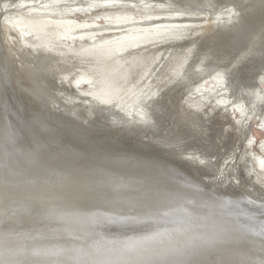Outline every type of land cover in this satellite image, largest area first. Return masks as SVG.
Here are the masks:
<instances>
[{
	"label": "bare ground",
	"instance_id": "6f19581e",
	"mask_svg": "<svg viewBox=\"0 0 264 264\" xmlns=\"http://www.w3.org/2000/svg\"><path fill=\"white\" fill-rule=\"evenodd\" d=\"M260 125L264 0H0V264H264Z\"/></svg>",
	"mask_w": 264,
	"mask_h": 264
},
{
	"label": "rangeland",
	"instance_id": "374dc122",
	"mask_svg": "<svg viewBox=\"0 0 264 264\" xmlns=\"http://www.w3.org/2000/svg\"><path fill=\"white\" fill-rule=\"evenodd\" d=\"M85 2H90L91 0H84ZM35 7V6H34ZM79 18H81V16L79 17ZM78 72H80V70L79 69H76L75 70V72H74V74L75 73H78ZM80 87H81V89L83 90L84 89V91H87V92H89V91H91V90H94L93 88H90V86L88 85V88H86L85 86H82V85H80ZM87 89V90H86ZM234 108H235V106H234ZM237 113H239L238 111H237ZM261 127H263V126H261L260 125V129H257V127L256 126H254V127H252V128H249V130H247L248 132H246V135H244V136H240L239 137V139H240V143H241V150H243V151H246L245 149H246V145H247V142H246V136L247 137H249V138H252L253 140H255L254 141V143L255 144H257L258 142H261V140L262 141H264V133L262 132V130L261 129H263V128H261ZM257 129V130H256ZM246 130V129H245ZM261 130V131H260ZM239 134V133H238ZM261 146V145H260ZM257 150H260L259 148H257ZM254 153V152H253ZM250 155H247V157H249ZM248 160H249V163H248V166H256V168H257V174H255V172H253V175H256L257 177H259V165L257 166V162L255 161V160H251V159H249L248 158ZM253 170V169H252ZM256 179V178H255ZM256 182H258V183H260L261 185H264V182H262L261 180H257L256 179Z\"/></svg>",
	"mask_w": 264,
	"mask_h": 264
}]
</instances>
